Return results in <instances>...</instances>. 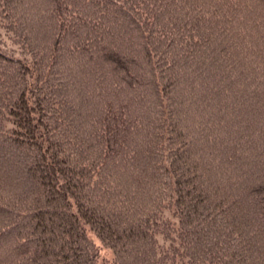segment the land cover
<instances>
[{
  "label": "trees",
  "instance_id": "trees-1",
  "mask_svg": "<svg viewBox=\"0 0 264 264\" xmlns=\"http://www.w3.org/2000/svg\"><path fill=\"white\" fill-rule=\"evenodd\" d=\"M0 27V264H264V0H0Z\"/></svg>",
  "mask_w": 264,
  "mask_h": 264
},
{
  "label": "rangeland",
  "instance_id": "rangeland-1",
  "mask_svg": "<svg viewBox=\"0 0 264 264\" xmlns=\"http://www.w3.org/2000/svg\"><path fill=\"white\" fill-rule=\"evenodd\" d=\"M11 46H12V44H10V42L6 39V37L3 36L2 30H1V27H0V48H2L3 50H7V49L8 50H13L11 48ZM4 48H6V49H4ZM6 119H10V118L6 117ZM188 142H190V141H188ZM192 142H195V141H192ZM166 152H167L166 150L165 151L164 150H160V153H162V154L166 153ZM206 165H207V167H206ZM206 165L205 164L202 165V163L199 165L200 166L199 169H198L199 174L206 175L207 172L209 173V169L214 167L215 164L209 166L208 163H207ZM164 202H165V204H164L165 208H164V210H161L160 213H163V215H166V214L170 213V211H169L170 208L168 206H166V204H168L170 202H169V199L165 200ZM160 234L161 233H158L157 236L159 238L160 243H163L165 241L162 238V236H160ZM89 237L96 243V245H98V247L101 245L100 242L94 237V235L91 234V236L89 235ZM141 242L143 244L144 240H141ZM98 264H117L112 251L110 249H108V248L102 247V245L100 247V253H99V257H98Z\"/></svg>",
  "mask_w": 264,
  "mask_h": 264
}]
</instances>
